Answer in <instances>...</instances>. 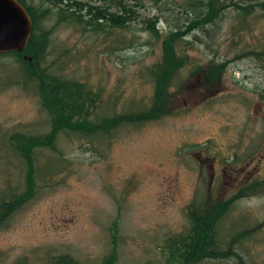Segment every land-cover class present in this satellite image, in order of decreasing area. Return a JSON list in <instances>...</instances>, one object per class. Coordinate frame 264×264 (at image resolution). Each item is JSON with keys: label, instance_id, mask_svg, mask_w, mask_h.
I'll return each instance as SVG.
<instances>
[{"label": "rangeland", "instance_id": "374dc122", "mask_svg": "<svg viewBox=\"0 0 264 264\" xmlns=\"http://www.w3.org/2000/svg\"><path fill=\"white\" fill-rule=\"evenodd\" d=\"M26 3L47 10L36 23L48 39L42 67L100 94L91 120L148 109L152 116L120 126L103 120L110 121L98 125L106 137H55L33 82L20 78L21 70L32 75L28 63L0 55V196L24 189L13 135L55 138L59 151L38 158L43 182L0 229V264H53L59 256L78 264H105L109 256L113 264H174L166 263L165 244L188 230L191 206L230 200L219 237L227 250L264 264V7L72 0L81 23L59 19L64 3ZM244 7L252 13L243 16ZM196 18L200 27L192 29ZM54 158L60 166L46 171Z\"/></svg>", "mask_w": 264, "mask_h": 264}, {"label": "trees", "instance_id": "16d2710c", "mask_svg": "<svg viewBox=\"0 0 264 264\" xmlns=\"http://www.w3.org/2000/svg\"><path fill=\"white\" fill-rule=\"evenodd\" d=\"M18 1L24 3L23 0ZM202 1L204 2L205 0ZM252 2H257V5L264 7V4H262L264 0H252ZM48 3L55 8L60 3L65 4L64 9L60 10V15H58L61 21L83 22V18L80 15L81 12L72 6V0H48ZM80 5L84 6L83 4ZM240 10L243 16H248L252 13L249 8L244 7ZM89 12L93 16L95 11L90 8ZM46 13L47 10L43 12L33 11L30 14L33 24L32 36L21 54L10 53V55H22L31 59V61L25 60V62L28 63L29 69L32 70V75L30 78H26V72L21 70L20 78L23 82L29 80L33 82L40 96L42 108L46 111V123L50 126V134L55 137L61 134L66 136L76 135L84 139L88 135L100 138L106 137L105 134H109V131H101L98 127L103 120H110L115 126L132 124L134 122L141 123L149 120L152 116L150 109L146 113L144 111H140L139 113L124 112L118 115V117L114 116L95 121L90 119L93 115H99L97 108L100 102V94L86 88L80 82L66 80L54 72L49 73L47 72V68L42 67L44 61L42 53L47 47L48 39L46 36H38L36 23L38 20L44 19ZM96 14L105 18V15L102 16V13L97 11V9ZM96 21L95 23L98 25V21H102V19H96ZM198 27H200V21L196 18L190 28L195 29ZM138 114H142V117ZM121 116L122 118H119ZM117 118H119L118 123L114 121ZM110 121L103 122L108 124ZM10 146L13 154L20 160L24 168V189L19 193L11 192L9 195L0 196V229L5 226L11 215L19 208L21 202L27 198H31L35 194L38 183L43 182L42 169L37 164L38 158L42 157L45 152L52 154L59 153L55 138L49 139L42 135L28 137L24 134H15L11 137ZM41 162L43 161L41 160ZM48 163L51 166H47L45 168L46 171L47 168L53 170L60 166V163L55 158L51 161H46V164ZM232 204L233 201L230 200L220 205H213L208 210H204L202 204H199L197 207L191 206L187 211L188 230L186 229L184 233L171 236L165 244V248L169 252L168 254H163L166 263L198 264L199 262L210 260H232L234 264H252L244 259V256L238 252L237 248L227 250V243L219 237L218 223L229 211ZM242 230L230 235V240L233 239L236 242L240 239L239 235L242 234ZM243 238L241 237V239ZM237 243H240V241ZM114 259L112 256H109L105 259L104 263L113 264ZM52 262L53 264H78L74 258L67 256L56 257Z\"/></svg>", "mask_w": 264, "mask_h": 264}, {"label": "water", "instance_id": "95a60500", "mask_svg": "<svg viewBox=\"0 0 264 264\" xmlns=\"http://www.w3.org/2000/svg\"><path fill=\"white\" fill-rule=\"evenodd\" d=\"M30 14L18 0H0V55L21 54L32 34ZM23 60L31 61L23 56Z\"/></svg>", "mask_w": 264, "mask_h": 264}, {"label": "flooded vegetation", "instance_id": "af4514ba", "mask_svg": "<svg viewBox=\"0 0 264 264\" xmlns=\"http://www.w3.org/2000/svg\"><path fill=\"white\" fill-rule=\"evenodd\" d=\"M23 1H24V3H22V2L21 3L24 6V8L28 11V13L29 14L33 13V10L27 6L26 0H23ZM45 1L48 2V0H45ZM32 33H33V30H32ZM31 36H32V34H31Z\"/></svg>", "mask_w": 264, "mask_h": 264}, {"label": "bare ground", "instance_id": "6f19581e", "mask_svg": "<svg viewBox=\"0 0 264 264\" xmlns=\"http://www.w3.org/2000/svg\"><path fill=\"white\" fill-rule=\"evenodd\" d=\"M21 5H22V3L21 2H19ZM23 6V5H22ZM24 7V6H23ZM27 11V10H26ZM28 12V11H27ZM33 25V24H32ZM32 30H33V27H32Z\"/></svg>", "mask_w": 264, "mask_h": 264}]
</instances>
